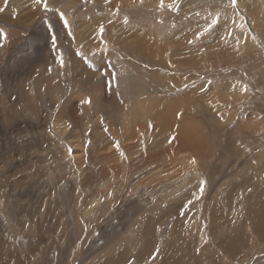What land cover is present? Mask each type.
Here are the masks:
<instances>
[{
    "label": "rangeland",
    "instance_id": "374dc122",
    "mask_svg": "<svg viewBox=\"0 0 264 264\" xmlns=\"http://www.w3.org/2000/svg\"><path fill=\"white\" fill-rule=\"evenodd\" d=\"M20 1L0 0V264L263 260L264 0Z\"/></svg>",
    "mask_w": 264,
    "mask_h": 264
},
{
    "label": "bare ground",
    "instance_id": "6f19581e",
    "mask_svg": "<svg viewBox=\"0 0 264 264\" xmlns=\"http://www.w3.org/2000/svg\"><path fill=\"white\" fill-rule=\"evenodd\" d=\"M20 1V0H19ZM22 1V0H21ZM20 1V2H21ZM31 1H33V0H25V2L26 3H29V2H31ZM36 1V0H35ZM35 1H33V3L36 5V3L37 2H35ZM16 7H18L17 5H16V2H12ZM32 3V4H33ZM45 3H46V5L48 6L50 3H52V5L55 7V9L53 10V14H59V17L61 16V14H62V11H60V9H63V8H67V9H69V10H72V9H74V7H72V5L69 3V2H66L65 0H42V5H39L40 7H39V9H36V13H37V15H40V17L42 16V17H44V14H45V12H46V9H47V7H45ZM4 4V3H3ZM41 4V3H40ZM21 6V5H20ZM34 6V5H33ZM32 6V7H33ZM38 7V6H37ZM37 7H33V8H37ZM34 26V27H36L37 28V26L36 25H31L30 24V27H29V24H28V26L26 27V28H24V30H25V32L27 33V32H29V30H31L32 31V27ZM30 28V29H29ZM125 33L126 34H129V33H127V31L125 30ZM134 34H136V33H131L130 34V37L132 38L133 37V35ZM57 37V36H56ZM94 39L96 38V37H93ZM97 39V38H96ZM95 39V40H96ZM94 40V41H95ZM57 41H58V44L59 45H57L56 44V46H62L61 45V38H60V36L58 35V37H57ZM67 42H70L71 41V39L70 38H68L67 40H66ZM93 42V41H92ZM73 44L75 45V47L76 48H81L82 47V49L83 48H85L86 50H94V49H96V48H102V46H98V47H92V46H89V45H86V44H81V42H79V41H74L73 42ZM95 46V45H94ZM97 46V45H96ZM35 47L37 48L38 47V44H36L35 45ZM70 49L72 50V52H75V54H79L80 52L79 51H74L73 49H72V47H70ZM61 49H59V51H60ZM149 58H152L151 56H149ZM80 59V58H79ZM154 60V59H153ZM83 71H84V73L85 74H88L87 73V71H86V69H84L83 68ZM90 75H92L91 73H90ZM101 75V74H100ZM100 75H98V76H100ZM94 77H96V75H93ZM100 79V78H99ZM85 104H87V102H85ZM133 123L132 124H134V126H137V124H135L134 123V121L133 120H131ZM159 124L162 126V127H165V126H167V122L165 121V120H163V119H160L159 120ZM54 125H56L57 126V124H54ZM55 126V128H57V127H59V126H61V125H59V126H57L56 127ZM143 128V126H141V129ZM145 128V127H144ZM58 129V128H57ZM60 131V130H59ZM138 132H136V133H134V136L137 134ZM133 136V137H134ZM137 141H141V140H143L142 138H140L139 139V137H137V139H136ZM72 143L74 144V146H75V148H77L78 146H79V144H78V139L77 138H73L72 140ZM70 141V142H71ZM131 147L129 148V150H132V147H135V146H137L136 145V143L134 142V141H131ZM113 148H114V146H113ZM176 150V149H175ZM169 151V150H168ZM168 151H165L164 153L162 152V153H160V155H159V157H157V156H152V155H147V156H145V158L143 159H141L142 160V163H141V165H143V166H145L146 165V167H149V165H152V162H156V161H159L161 158H163V157H165L166 155H169L168 153ZM178 151V150H177ZM140 152V151H139ZM130 153H132V152H130ZM142 155V154H141ZM142 157V156H141ZM84 159V157L83 158H79L78 159V161H79V163H81L82 162V160ZM164 165V164H163ZM168 165V164H167ZM167 169H168V167H167ZM162 170V169H161ZM262 180V179H261ZM162 182V181H161ZM247 183V182H246ZM157 184H159V183H157ZM159 187V186H158ZM157 187V188H158ZM163 187V186H162ZM244 187V186H243ZM155 188V187H154ZM157 188H155V189H157ZM244 189H245V187H244ZM149 190V189H148ZM162 190V189H161ZM150 191V190H149ZM152 191V190H151ZM165 193H166V195H167V190H165L164 191ZM221 192V191H220ZM153 192H151V194H152ZM224 193V192H223ZM229 194V193H228ZM233 194V193H232ZM223 195V194H222ZM168 198H170V197H172V194H168V196H167ZM233 197V196H232ZM252 199H255V198H252ZM167 201V200H166ZM214 201V200H213ZM157 202V201H156ZM160 201H158V203H159ZM162 202V201H161ZM170 202V201H169ZM217 202V201H216ZM163 203V202H162ZM155 204H157V203H155ZM165 204V203H164ZM93 205H95V201H93L92 203H91V205L90 206H93ZM154 205V204H153ZM218 204L217 203H212L211 204V209H212V211H211V213L213 214V215H215V212L218 210V209H221V207H219V206H217ZM220 205V204H219ZM158 207V206H157ZM154 208V207H153ZM153 208H152V210H153ZM218 208V209H217ZM154 209H156V208H154ZM243 209V208H242ZM222 210H224V209H222ZM246 211V210H245ZM258 211L259 210H257V209H254V210H251L249 213H247V216L249 217V218H253V221H251L252 223H253V225H254V228H255V230H256V232H258V234H260L261 236H263L264 235V212H262L261 214H258ZM224 212V211H223ZM151 213V212H150ZM149 220H150V218H149ZM155 221V220H154ZM152 223H153V220L151 221ZM156 222V221H155ZM150 223V222H149ZM152 223H151V225H152ZM211 223V222H210ZM215 223V222H214ZM154 225V224H153ZM218 226V225H217ZM149 227V226H148ZM147 227V223H146V228H148ZM143 229L142 231H145V233H143V237L144 238H146L145 240H147L148 238H149V236L151 235H149V233H150V229L148 228V229ZM151 228H152V226H151ZM244 233V232H243ZM237 235H238V233H237ZM243 235V234H242ZM161 236V235H160ZM258 236V235H257ZM163 240V239H162ZM155 241V240H154ZM153 241V242H154ZM156 242V241H155ZM162 242V241H161ZM188 245H189V243H187ZM148 245V244H147ZM157 245V244H156ZM165 245V244H164ZM153 248V247H152ZM127 249V248H126ZM130 249V248H129ZM237 249V248H236ZM151 250V249H150ZM189 248L186 250V252L187 253H190L189 252ZM122 252V251H121ZM151 252V251H150ZM167 254L168 255H170V254H172V252H170V250L168 249L167 251ZM128 253V252H127ZM160 253V252H159ZM126 255V254H125ZM144 255H146L145 253H144ZM187 255H189V254H187ZM192 255V254H191ZM211 255V254H210ZM124 256V254H122V253H120L119 254V257H123ZM193 256V255H192ZM126 257V256H125ZM125 257H123V259L125 258ZM155 257V256H154ZM129 258V257H128ZM127 258V259H128ZM197 258V257H196ZM263 260H264V257H261ZM126 259V258H125ZM131 259V258H130ZM163 259V258H162ZM189 259V258H188ZM191 259V258H190ZM198 259V258H197ZM196 259V260H197ZM260 259V258H259ZM263 260H256L255 261V264H261L262 263V261ZM123 261V260H122ZM199 261H200V258H199ZM109 262V261H108ZM162 262H164V261H162ZM112 263V262H111ZM139 263V262H138ZM170 263V262H169ZM169 263H167V264H169ZM201 263V262H200ZM254 264V263H253Z\"/></svg>",
    "mask_w": 264,
    "mask_h": 264
},
{
    "label": "snow or ice",
    "instance_id": "6c2138e0",
    "mask_svg": "<svg viewBox=\"0 0 264 264\" xmlns=\"http://www.w3.org/2000/svg\"><path fill=\"white\" fill-rule=\"evenodd\" d=\"M36 2L40 3L41 0H36ZM6 4H7V0H5V5ZM161 6H163L162 0H161ZM45 7H47L46 3H45ZM65 26H67V22H65ZM4 39H7V34L3 31H0V40H4ZM53 43H55V37H53ZM0 46H2V45H0ZM87 103H91V101H87Z\"/></svg>",
    "mask_w": 264,
    "mask_h": 264
}]
</instances>
